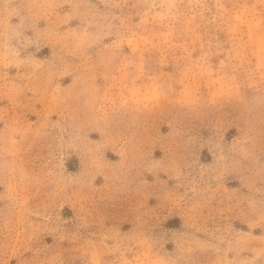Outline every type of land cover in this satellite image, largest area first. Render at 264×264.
Here are the masks:
<instances>
[{
	"label": "rangeland",
	"instance_id": "1",
	"mask_svg": "<svg viewBox=\"0 0 264 264\" xmlns=\"http://www.w3.org/2000/svg\"><path fill=\"white\" fill-rule=\"evenodd\" d=\"M0 264H264V0H0Z\"/></svg>",
	"mask_w": 264,
	"mask_h": 264
}]
</instances>
